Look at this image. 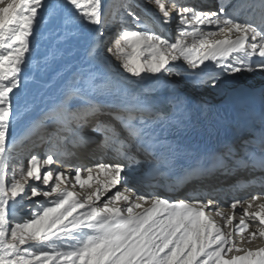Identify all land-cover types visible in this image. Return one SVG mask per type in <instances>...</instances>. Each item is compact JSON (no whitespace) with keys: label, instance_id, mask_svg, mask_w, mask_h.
Instances as JSON below:
<instances>
[{"label":"snow or ice","instance_id":"snow-or-ice-1","mask_svg":"<svg viewBox=\"0 0 264 264\" xmlns=\"http://www.w3.org/2000/svg\"><path fill=\"white\" fill-rule=\"evenodd\" d=\"M173 22L174 42L163 34ZM50 25L59 40L85 37L92 63L15 136L14 122L30 111L17 95L22 74L33 59L37 71L49 67L37 54ZM101 50L115 62L103 73L91 70ZM256 72L264 73V0L208 9L187 0H0V264H264V245L252 247L264 240V128L239 149L226 144L180 165L163 187L199 185L183 196L155 190L183 152L168 136L187 125L182 102L166 98L169 112L154 94L175 92L173 76L224 91ZM25 141L47 147L14 155ZM79 150L93 163L79 162ZM241 171L249 178L227 183ZM252 187L260 191L236 196Z\"/></svg>","mask_w":264,"mask_h":264},{"label":"bare ground","instance_id":"bare-ground-1","mask_svg":"<svg viewBox=\"0 0 264 264\" xmlns=\"http://www.w3.org/2000/svg\"><path fill=\"white\" fill-rule=\"evenodd\" d=\"M214 1V4L210 6V8L217 7L218 0ZM111 2L115 4L118 3V0H111ZM187 2L193 4L190 0H187ZM174 25H167L163 29L169 37L172 36V33H176L177 31L176 24ZM171 27H173V30L171 29ZM49 28L51 30H42L40 36L41 47L39 49V53L37 54L41 58L48 57L49 67L46 70L37 71L35 66L36 61L35 59H33L31 71L26 70L22 74L28 82L26 88H24L22 92L17 93V95L21 96L22 99L27 102V104L30 106V111L27 119L22 120L19 123L14 122L16 124V127L13 134L15 136L20 135L22 129L27 124L28 119L35 117L40 113L42 109L46 108L49 104L53 103L55 97L58 95L60 85L64 82L65 79H67L71 75L72 72L76 71L77 69H87L89 64L92 63V61L87 58V40L85 37L76 36L70 38L68 41H62L58 39V36L56 34H54L55 29L52 28L51 25L49 26ZM170 30L172 31L170 32ZM35 46L36 41L33 40V47L35 48ZM49 53H51L52 55L49 56ZM53 56L55 57V59L52 58ZM113 63L115 62L113 61ZM41 64H43L42 59ZM103 64L104 63H101L100 61L96 62L95 67H93L91 70L102 73L106 72L107 68L104 66L105 64ZM178 66L180 65L178 64ZM173 79L181 83V87H179L175 92L158 90L154 94V99L156 101H161L166 100V98H170L173 99L174 102L177 100L182 102V104H178L177 106L183 107V112L180 113V116H184L183 119L186 120L187 128L184 131H181L176 136H168L169 139H177L178 143L181 146L184 143V139L187 140L189 137L196 134L202 135L204 133H207V131L210 130L211 126L219 125L221 117L216 116L214 111L210 112L211 109H216L223 104L235 102L239 105L240 108H242V110L246 111L252 104L254 99L264 98V73L260 72L252 74L243 73L239 75L234 84L224 91L213 90L209 87H197L195 86L191 78L185 76H182L181 78L173 76ZM192 91H196L195 94H197L199 97L205 98L207 100V103L196 96H193V98L191 99L189 95L192 94ZM223 93L225 94L224 97L222 96ZM15 99L16 97L14 96L13 100L15 101ZM189 100H192V102ZM258 116L263 117L259 119V122L256 120V123L259 124L262 128H264V114ZM260 130V128H255L249 125L240 132L237 140H230L227 144H233V142H235V144L240 148L243 141L251 139L254 136H258ZM20 147H23V149H34L30 141H25L19 146V148ZM40 149L43 148L40 147ZM99 155L101 154L97 153V156ZM78 157L79 162L85 164L93 163V161L89 158L88 153L83 150L78 151ZM72 162L76 163L77 161L74 159ZM60 167L62 168V170L68 171L66 167ZM132 174L139 175L140 171L138 169H134ZM254 175H260V173L257 172L254 173ZM237 177H244L245 179H248L249 175L248 172L245 171L238 172L236 176L229 177L227 179V183H232ZM162 180V184L160 186H158L157 184L155 190H158L162 195L166 194L173 197L182 196L183 193L190 191L191 187L189 186H191L193 183H196H190L185 186L186 188L183 187L182 190L173 194L171 192H167L166 189L163 187L164 184L168 183V180L166 178H163ZM223 180L224 177H218L213 178L211 180H207L204 183L207 185H218ZM159 181H161V178ZM140 190L147 192L152 191L153 189L141 186ZM251 193V191H247V193H242L240 196L244 197L246 195H250ZM228 200H232L231 197L226 201ZM230 204L231 202H228L227 207H229ZM239 212L240 209H237V222L239 220ZM217 221L221 222L219 218H217ZM236 240L239 241V236L236 237ZM261 245H264V240L257 239L253 242L252 247H257Z\"/></svg>","mask_w":264,"mask_h":264},{"label":"rangeland","instance_id":"rangeland-1","mask_svg":"<svg viewBox=\"0 0 264 264\" xmlns=\"http://www.w3.org/2000/svg\"><path fill=\"white\" fill-rule=\"evenodd\" d=\"M170 32H171V30H170ZM169 32V33H170ZM163 34L165 35V37L166 38H168V39H170L171 41H173L174 42V40H175V38H176V35H177V31H176V33L174 32V33H172V36H168L165 32H164V30H163ZM174 35V36H173ZM99 61L101 62V63H104L103 65L108 69V66L110 65V64H112V65H114L115 63H113V61L112 60H110V59H108L107 58V54L106 53H104L103 52V50H101V55H100V58H99ZM180 66H182L183 68H186L187 67V65H184L183 64V62L182 61H179V62H177ZM182 76H179L178 78H181ZM168 79H170V80H172L173 82H174V84H175V87H176V90L179 88V87H181V83H179L177 80H175V79H173V77H170V78H168ZM162 90H166V89H164L163 87H161L160 89H159V91H162ZM166 91H168V90H166ZM196 93V91H192V94H190L189 96L191 97V99L193 98V96H196V97H198V98H201V97H199L197 94H195ZM224 93L222 94V96L224 97ZM201 100L202 101H204V102H206L207 100L205 99V98H201ZM189 101H191L192 102V100H189ZM207 103V102H206ZM191 106H192V104H191ZM189 117H191V116H189ZM181 118L183 119L184 118V116H181ZM188 118V117H187ZM33 150L36 152H40V150L38 149V148H34V149H29V148H24L23 149V147H18L17 149H16V152L14 153V155H17V156H19V157H26L29 153H30V151L31 152H33ZM43 153V152H42ZM78 190V189H77ZM79 191V190H78ZM38 200H42L43 198L42 197H40V198H37ZM22 215H27V213L25 212V213H22Z\"/></svg>","mask_w":264,"mask_h":264}]
</instances>
